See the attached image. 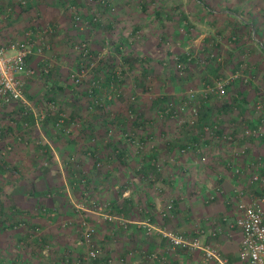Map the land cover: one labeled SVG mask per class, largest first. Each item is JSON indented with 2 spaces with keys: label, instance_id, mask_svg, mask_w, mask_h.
Instances as JSON below:
<instances>
[{
  "label": "crops",
  "instance_id": "1",
  "mask_svg": "<svg viewBox=\"0 0 264 264\" xmlns=\"http://www.w3.org/2000/svg\"><path fill=\"white\" fill-rule=\"evenodd\" d=\"M137 2L138 0H116L114 4L117 7V15L113 17L103 11L107 13L103 17L108 14L110 17H106L105 22H102L94 31L92 29L87 35L91 34L94 39L103 31L102 33L106 34L116 32L114 37H118L122 33L124 36L127 35L132 29H139L145 36L144 40L142 39L140 44H137L139 48L137 46L136 50L139 54L150 55L153 60H157L158 56L161 58L162 54L159 55L158 52H163L161 47L158 48L154 44L156 37L170 41L174 50L179 45L177 43L179 38H187V47L198 55L215 53L221 56L222 61L219 65L209 60L204 68L205 78L207 74L211 79L222 75L228 76L241 69L242 74L247 73L250 77L251 82L248 85L239 86L233 83L230 86L228 96L230 103L227 108L223 109L226 111L229 109L233 102L230 96L237 90L241 92L246 101L255 100L256 91L264 86V0H141ZM76 5L78 6V0H29L27 7L22 9L18 6V0H0V44L22 40L29 31H33L34 34L39 33L41 22L61 21L63 25L69 27L68 16L65 15L64 10L65 7H76ZM183 6H190L192 9H186ZM184 13L188 16L186 17ZM144 21H148L149 24H144ZM185 21L190 24L187 29L188 33L180 36L182 31L180 25ZM49 39L51 38L46 37L45 42L49 48L53 49L54 46L47 43ZM48 50L29 59V65L35 68L41 66L43 60H48L51 55V51ZM153 55L156 56L153 57ZM151 70L158 74L156 66H153ZM190 76L194 80L189 84L200 82L199 72L194 71ZM49 77L42 78V80L49 81L52 76ZM26 89L28 87H25V94ZM33 93L31 103L36 108L43 104L44 96L40 95L36 88ZM154 133L158 142L163 132ZM118 143L117 148L126 151L125 143L124 147H121L122 143ZM180 145L175 142L155 145V154L163 161L160 171L148 166L146 160H142L139 163L143 168L128 175L130 171L126 172V169L130 166L132 159L125 157L119 162L115 160L109 168L104 166L106 169L104 174L92 171L93 175L89 174L90 177H86L89 188L105 192L104 195L110 200L115 212L119 209L124 218L131 222L127 229L117 227L116 224L104 223L107 226L104 225L100 229H107L110 235L108 234V240L102 245L108 248L104 249L105 254H101L103 260L100 258L97 264H107L109 258L112 259V264H122L121 259H124L126 264H136L139 261L142 264L149 261L148 257L152 253L158 255L155 264H200L203 261L201 251L189 252L179 248L172 249L160 233L163 229H170L176 233L195 237L200 227L204 232L200 237L202 244L212 246L229 264H245L238 257L242 232L236 228L229 229L221 225L222 217L233 219L236 215L235 211L223 202V199L229 195H235L237 191L245 201L249 202L254 198H264V190L257 185H251L247 177H232L221 167L208 170L202 169L203 166H193L191 155L183 157L179 154ZM252 156H261L264 159V145L260 142H253L248 157ZM9 160L14 166L19 164L17 159ZM2 177L5 176L2 175L0 181L6 182L7 179L3 180ZM14 178L16 177H12L11 181L16 182L17 179L14 180ZM70 179L72 180L71 177ZM70 179L68 178L69 181ZM7 181L11 182L10 177ZM129 181L131 193L129 190L126 192L130 189ZM52 183L58 184L57 181H52ZM64 183L62 180L59 185L62 186ZM2 190L5 191V189ZM220 191H223V195ZM18 193H20L19 189L15 188L9 194L10 198L20 203L19 198L15 199ZM70 194L72 197L68 196V199L66 196L56 198L52 203L48 202L47 208L56 207L57 212L72 214V200L78 199V193ZM34 197H37V202L41 206L42 195L35 191ZM170 201L173 202V207L165 212L164 209ZM1 202L0 200V219H4L8 213L4 207L5 202L3 201V206ZM37 216L38 213H36ZM143 217H149L151 224L156 226L153 236H146L135 225ZM34 221L50 229L47 231L45 240L53 241V245L62 244L63 235H56V229L50 226L49 220L35 218ZM1 222L3 221L0 220V224ZM212 222L221 226L220 235L214 237L211 235ZM96 238L97 245L100 246L98 235ZM63 245L68 249L66 242ZM129 251L136 252L135 256L128 257Z\"/></svg>",
  "mask_w": 264,
  "mask_h": 264
},
{
  "label": "rangeland",
  "instance_id": "2",
  "mask_svg": "<svg viewBox=\"0 0 264 264\" xmlns=\"http://www.w3.org/2000/svg\"><path fill=\"white\" fill-rule=\"evenodd\" d=\"M115 1L116 0H110L112 10L107 8V11H110L107 13H109L110 16L113 15V17H115L118 12L117 7L114 4ZM139 1L141 0H138L137 3H139ZM93 4L94 3L89 2V0H78V6H69L65 7V10L62 9L64 10L65 15L68 16L69 27L63 25L61 21L44 22L50 23L54 32L48 36L51 38L49 39L50 42L47 41V43L51 44L50 46H54V50L52 47L48 50L51 51L50 57H48L49 55L47 56L48 60H51L54 65V72L49 75L52 77L50 78L48 76L50 78L49 81H46L47 79H44L43 81L42 78L45 77L41 76L35 77L34 79H25L24 76L21 75V78L25 80V87H28V89H26L25 99L31 108H34L31 103V94H34V88L37 89V92H39L40 95L44 96L47 91H51L54 95V103H56L57 108L56 111L52 112V117L49 116L47 120L45 119L43 122L37 123L35 122V117L31 113L33 122L30 118L28 119L29 121L22 122L21 118L24 115V110L16 103L7 107L4 110L2 117H0V130L3 127H15L14 134H12L13 128L7 132L12 134V136L5 138L0 136V151H2L6 145L11 143L10 152L3 156L1 154L2 152L0 153V177L6 172L14 175L16 177L14 180L17 179L16 182L13 180L8 182L7 180L9 177H2L3 180H7L6 182L0 181V200L2 201V206L4 201L6 205L4 207L6 209H11L10 212H8L7 217L5 216L4 219H0L1 221L6 219L4 226L2 225L3 222L0 224V264H49L56 260L59 261L60 264V258L62 257L60 255H62V253L63 255H67L70 259V264H76L78 261L77 259L84 256L86 250H88L86 245L78 244L81 232L79 225L83 216L86 217L88 222L95 229L93 241L99 250V259L101 258L100 260H103L101 254H105L104 249H107L108 247L102 245V243H105L108 240V234L110 235V232L107 229H100L105 224L99 220L96 215H83L77 210L76 206L80 202L81 197L84 196V193H87V196L90 197L95 193L98 199H105V201L108 202H110V200L104 195L106 194L105 192L101 190V192H103L101 193L98 190L89 188V186L87 187L86 182L85 184H82L84 186L83 188L80 182L79 184H77L78 181L73 182V184H76L72 185L68 180L69 177H74V175H76L77 166L74 164V161L78 164V170L81 169L84 173L89 174V172H95V165L93 164L95 161L94 159L102 161L106 153V151L99 152L97 150L95 155H90V152L98 147L96 141L100 140L99 135L102 132L103 123L102 121L95 120V115H98L99 111L90 108L91 101L93 100H91L90 96H87L89 92L92 93L94 88L101 90L100 94L96 92V98L100 100L99 106H102L104 109L106 105L113 103L110 108L112 109L111 112L118 111L120 114L117 116H120L121 114L124 115L128 107L127 101L130 93H140L143 88L137 84L135 86L136 88L134 87L135 78L137 77L141 79L150 76L148 77L145 86L151 90H148L145 95L138 96L136 103L139 106L138 110L145 114L143 116L147 121V127L145 126L146 129L143 130V132H145L143 138L149 134L151 138H153L149 142L153 143V147H155L157 143H173V141L176 140V137L179 142H184L183 139H185L186 135L185 133L179 132L177 129L180 128L181 125L180 120L177 119V117L167 118L163 121H156L154 119L155 109L162 105V100H160V98L164 97V100L166 99V101L169 100L174 104H178L180 97L183 98V95L190 89H196L199 91L203 87L202 83L211 80V78L208 77L209 74H207V78H205L204 68H202L203 65L197 66L195 64L196 62L199 64L201 61L209 63V60H213L210 59V53L198 55L196 52H193L192 49L187 47V38H179L177 40L179 45L176 46L177 48L174 50L170 41L163 39L162 37H156L154 39V44L157 45L158 48L161 47L163 49V52H158V54H162V56L161 58L158 56L157 60H153V58L146 53L139 54L137 52V44H140L145 36V34L139 29H132L127 35L124 36L122 33V35L118 37H114L116 32L106 34L101 31V35H98L93 39L91 34L87 35V33H91L92 29L93 31L97 29L102 22L107 20L106 17H110L109 14L106 17H103L106 13H103V11L106 10L98 8ZM136 8H138V6ZM183 8L192 9L190 6H183ZM92 9H95L99 13L100 22L96 26L91 27L88 31H85L86 33H82L73 26L72 21L75 16L79 15V13L91 14V12H93ZM120 13L123 14V12ZM184 14L186 17L188 16V14ZM44 23L41 22V25ZM143 23L149 24L148 21H144ZM182 23L180 25V29L182 28L180 36L181 34L185 36L188 33L187 29H189L190 24L188 21ZM138 31L141 33V36L139 38H133L132 36ZM83 41L88 43L93 53H99L102 51L106 46V42L110 47L111 45H117L118 43L120 45L122 43L123 54L122 52L116 54L119 57L118 60L121 59L124 64H129L131 62L134 64L137 63L139 59L144 58L143 65L147 66L149 72L144 73L143 71L138 70L139 66H142V63H139L137 71L133 72L134 75L131 72L128 73L125 78L122 76L124 79L123 83L115 85V89L113 87L111 91L105 93L106 89L104 88L105 86H103V81H108V79L103 78V73L106 72L105 69L107 68V65L110 66L113 62L112 59L109 58L110 53H107L103 56L102 63L98 64L95 69H89L85 79L80 84H75L69 80L70 72L76 68L78 63V55L74 51L73 46ZM179 48L181 50H178ZM155 56L156 55H153V57ZM175 58L179 59V64L185 66V69L181 74H179L181 69L177 68L178 63L175 61ZM217 58L218 60H213V64L215 65H219L222 61L220 55H217ZM153 66H156L158 74L151 70ZM37 67L38 66H36V68ZM194 71L200 73L201 83L197 81V84H189V82L194 80L193 77L190 76ZM93 81L101 82V88L93 85ZM109 97H111V99H109ZM154 106L155 108L152 110ZM211 106L218 109L216 104H209V107ZM202 107L204 106L202 105ZM36 108L38 109V107ZM212 112L215 111L212 110ZM27 113L30 112L28 111ZM56 115L59 120L61 119V116H63L68 124L74 121L73 123H77L78 126L74 127L75 130H72L71 134L65 135L62 132H59L58 128L54 125L57 120L55 121L53 116ZM83 120L85 122L89 120L92 123L88 125L90 127L92 126L94 129V133L90 138H87L81 133L83 125L81 121ZM119 121L120 119L118 117L117 122ZM20 123H26L27 127L23 124L20 125ZM122 128L123 130L121 128L116 130L112 128V141H123L124 134L129 133L130 130L136 128V126L129 122L126 125H123ZM138 130L141 131L140 129ZM172 130L176 131V133L171 134ZM157 131L160 132V134L163 132V135L158 142L155 139L154 133ZM18 135H20V137L25 135V137H21L22 141L20 140V142H13ZM107 141L108 136L104 138L103 143H107ZM145 154H147V152ZM11 158L17 159L19 164L17 166L3 165V162L11 163V160H9ZM162 163L163 162H161V164ZM140 167L139 160H133L130 162V166H128L126 172L130 171L128 175L131 173L133 174L134 171H140ZM13 168H15V172L12 171ZM106 168H109V165L106 166ZM96 171L100 174H104L106 172L104 164L101 163L99 167H96ZM11 178L12 177H10V179ZM62 180H64L65 183L61 186L59 183ZM52 181H57L58 184H53ZM130 181L128 183L130 189H127L126 192L131 190ZM13 186H15L16 190L19 189L20 191L18 197L15 198H19L20 203L13 198H10V191L13 192L15 190ZM93 187L96 188V186ZM2 189H5V191ZM35 191H38V193L42 195L41 206L37 202V197H34ZM70 193H78V199L72 200V214L74 215L69 214V212H57V210H55L56 207L47 208L48 202L52 203L56 198L59 199L66 196L68 199V196L69 198L72 197V194ZM81 194L82 196H80ZM14 209L18 210L21 214L16 215L13 211ZM36 213H38L37 217ZM10 215L15 216L14 223H12V219H9L8 216ZM35 218H45L49 220V222H51L50 226H53L54 229H56V235H63L61 237L62 244L56 243L53 245V241L49 239L45 240L47 231L50 229L46 228L44 224L34 221ZM143 218H141V220H143ZM11 223L12 225H10ZM195 225H197V223ZM163 230L173 232L170 229ZM97 235L100 238L98 241L101 243L100 246L99 244L97 245ZM153 235L154 232L150 236ZM34 239H38V242H34ZM64 242L68 244V249L64 248ZM108 242L110 243V241ZM33 243H38L36 248H34ZM46 246L48 249L45 248Z\"/></svg>",
  "mask_w": 264,
  "mask_h": 264
},
{
  "label": "built area",
  "instance_id": "3",
  "mask_svg": "<svg viewBox=\"0 0 264 264\" xmlns=\"http://www.w3.org/2000/svg\"><path fill=\"white\" fill-rule=\"evenodd\" d=\"M29 0H18V6L22 9L27 7ZM94 3L98 8L104 9L111 8L110 0H89ZM91 14L79 13L74 17L72 21L73 26L78 30L88 31L91 27L96 26L100 22L99 13L92 9ZM53 28L50 23H44L41 25V31L34 34L33 31H29L25 34L24 39L9 41L4 44H0V117H2L4 110L12 104H19L24 110V114H33L35 122H43L48 116L47 112L56 111V104L51 101H45L44 104L37 108H31L25 99V80L21 78V75L25 79H34L35 77H48L54 72V65L51 60H43L41 66L35 68L29 66V59L34 56L41 55L44 50L49 49L46 44V37L53 34ZM141 33L135 32L133 38H139ZM106 46L99 53H93L88 43L84 41L73 46L74 51L78 55L77 66L69 74V80L75 84H80L88 74L89 69H95L98 64L102 63V58L107 53H112V48ZM123 54V49H120ZM210 59L218 60L216 54L210 53ZM143 59H139L137 63L124 64L122 60H118L112 65H107L104 76H110L111 80L107 85L103 86L107 91H111L115 85L123 83L122 76L133 74L137 71L138 64L140 71L148 73L147 66L143 65ZM178 63L177 68L181 69V74L185 69V66L179 64V59L175 58ZM197 66L203 65L202 68L207 66V62L201 61ZM105 65V64H104ZM122 68H121V67ZM147 71V72H145ZM134 75V74H133ZM150 76L144 77V81L136 83L141 86L140 93H130L128 100L132 103H136L137 97L145 95L148 90L146 81ZM109 79V78H108ZM251 82L247 73L242 74V69L236 71L228 76H219L212 78L209 82L204 83L201 90L190 89L183 98L180 97L178 104L172 103L167 100L164 104L155 109L154 119L156 121H163L167 118H175L180 120V128H177L179 132L185 133L184 143L176 140L173 143L181 144L179 146V154L181 156L191 155L193 166H203V169L222 168L228 171L232 177H247L249 183L253 186H258L264 190V159L261 156H252L250 152L252 150L253 142H260L264 145V86L258 88L255 94V100L248 102L245 97L242 96L238 90L230 97L233 102L228 107L229 88L235 83L239 86L248 85ZM93 85L101 88V82L93 81ZM136 88V87H135ZM136 90V89H135ZM133 90V91H135ZM99 89L94 88V91L89 92L91 97V105H99V99L96 98V92L100 94ZM101 99V98H100ZM111 99V97H109ZM102 100V99H101ZM158 100V99H156ZM164 100V97L160 98ZM216 104L218 109L209 107V104ZM202 105L204 107H202ZM139 108V107H138ZM136 109L135 112L131 110L127 112V123L131 122L136 126V134L133 132L125 133V145L126 151L121 148H117L110 159H115L117 154L124 151L129 160H146L148 166L153 167L155 170L160 171L162 168V158L155 154L152 140L148 134L143 138L145 132L143 130L147 127L145 115L140 110ZM155 106L152 108V110ZM215 111V112H212ZM30 113H27V112ZM74 122V121H73ZM67 121L61 116V119L54 123L59 132L65 135L71 134L74 127L78 126L77 123ZM146 126V127H145ZM2 129V128H1ZM140 129L141 131H139ZM176 133L172 130L171 134ZM113 131H108L107 136L112 137ZM2 130H0V136ZM12 136L8 133L7 137ZM16 140H20L19 136L15 137ZM124 147V146H123ZM11 151L10 143L0 151L5 155ZM147 152V154H145ZM253 155V154H251ZM130 157V158H129ZM74 164L78 168V164ZM101 165V161H97V167ZM140 169L142 165L140 164ZM139 169V170H140ZM138 171V170H137ZM74 177H78L80 184H85V178L80 173H76ZM222 177V176H218ZM77 182V184H78ZM76 183H74L75 185ZM223 195V191H220ZM235 195H229L224 197L223 202L228 205L236 215L233 219L229 217H222L221 225L229 229H238L242 232V239L239 245V260L245 264H264V198H254L252 200L245 201L237 191ZM81 194V200L77 204L76 208L83 215L93 214L106 224H116L117 227L127 229L131 222L126 220L121 214L119 209L115 212L113 205L105 201V199H98L93 194L91 197ZM213 198H211L212 200ZM173 207V202L170 201L166 210H170ZM138 229L142 230L146 236H150L156 230V226L151 224L150 218H144L135 224ZM80 239L78 244H84L87 246L84 256L78 258L76 264H97L99 261V250L93 241L95 236V229L88 222L86 217L83 216L80 222ZM161 235L163 239L170 245L172 249H182L184 251L195 252L201 251L203 253V261L200 264H229L225 258H222L214 248L210 245L202 244L200 237L204 234L203 228H199L196 231L195 237L186 236L182 233L171 232L162 230ZM222 233L221 226L212 222L211 235L218 236ZM45 248L48 249L46 246ZM86 248V249H87ZM136 252L129 251L128 257L135 256ZM158 255L152 253L148 257V262L142 264H155ZM61 264H70L68 257L60 258ZM107 264H112V259H108ZM122 264H126L124 259H121ZM136 264H141L140 261Z\"/></svg>",
  "mask_w": 264,
  "mask_h": 264
},
{
  "label": "trees",
  "instance_id": "4",
  "mask_svg": "<svg viewBox=\"0 0 264 264\" xmlns=\"http://www.w3.org/2000/svg\"><path fill=\"white\" fill-rule=\"evenodd\" d=\"M104 10H106V12H110V11H107V8L105 7L104 8ZM111 48H112V53L111 54H109V58L110 59H112V64L113 63H115L116 61H118V56L116 55L117 53H119L120 54V49H123L122 48V43L119 45V43L117 44V45H111ZM105 78H109L108 79V81L109 80H111V78H110V76H104ZM108 81H104V84H106L107 85V83H108ZM135 81H136V83H141V82H143L144 81V78H135ZM87 94V93H86ZM87 96H89V94L87 95ZM45 101H51V102H54L55 100H54V95L51 93V91L50 92H46V95H44V102ZM44 102H43V104H44ZM128 102V107H127V109H126V113L124 114V115H120V116H117L118 114H120V113H118V111L116 112H111L112 111V109H110L111 108V106L113 105V103H109L108 105H106L105 106V108L103 109V107L102 106H99V105H90V108L91 109H95V110H97V111H99V113H98V115H95V120H99V121H102V125H103V129H102V132L100 133V135H99V137H100V140H98V141H96L97 142V145H98V147L94 150V151H91L90 152V155H95V153L97 152V150L100 152V151H106V153H105V155H104V159L101 161V163L102 164H104V166H108V165H111L112 163H114V161L116 160L117 162H119L120 160H122L123 159V155H125V153H124V151H122L120 154H117V156H116V158L115 159H110V157L113 155V152L117 149V147H119V143L118 142H120V143H124L125 141V138H123V141H118V142H114V141H112V138L111 137H108V141H107V143H103V140H104V138L105 137H107V134H108V131H110V130H112V128H114V130H116V129H118V128H121L122 130H123V128H122V126L123 125H126L127 124V117H126V115H127V112L128 111H132V112H135L136 111V109L139 107L138 106V104L137 103H132V102H130L129 100L127 101ZM166 102V99L161 103V104H164ZM42 104V105H43ZM56 104V103H55ZM111 104V105H110ZM105 105V104H104ZM47 116L49 117V116H51L52 117V113L51 112H47ZM48 117L46 118V120L48 119ZM119 117V119H120V121L119 122H117V118ZM30 118V120L33 122V118H32V115L31 114H24L23 116H22V122H27V121H29L28 119ZM53 118H54V120L56 121V120H58V116L56 115V116H53ZM77 118H79V117H77ZM29 123V122H28ZM81 123L83 124L82 125V131H81V133L84 135V136H86L87 138H90V136H92L93 135V133H94V129H93V127L91 126H88L89 124H92L91 123V121H81ZM23 124V123H22ZM21 123H20V125H22ZM25 127H27V125H26V123H24L23 124ZM20 127V126H19ZM12 128H13V133L12 134H14V127H11V126H8V127H3L1 130H2V135H1V137L2 138H5V137H7V135H8V133L7 132H9L10 130H12ZM131 132H133L134 134H136V132H135V129H131L130 130ZM82 135V136H83ZM19 137H20V135H18ZM21 137H25V135L23 136H21ZM20 137V140L22 141V138ZM20 140L18 141V140H16V139H14L13 140V142H15V141H18V142H20ZM72 140V139H71ZM13 142H12V144H13ZM72 142V141H71ZM11 144V143H10ZM124 146V144L123 145H121V147H123ZM124 150V149H123ZM3 160V159H2ZM95 161H94V170H95V172L96 173H98L97 171H96V167H97V159H94ZM4 161V160H3ZM3 165H12V163H7V162H3ZM12 171H14L15 172V168H13V170ZM73 173V172H72ZM76 173H80L81 175H82V177L83 178H86V177H90L89 176V174H91V175H93V172H89V174H86V173H83V171H79L78 170V168H77V171H76ZM5 177H15L14 175H12V174H9V173H4L3 174ZM75 176V175H74ZM72 178V180L70 179V177H69V179H70V182L72 183V185H74L73 184V182H76V181H78V177H71ZM86 180L87 181H85L86 183H87V187L89 186L88 185V179L86 178ZM10 181H11V179H10ZM78 184H79V182H78ZM82 185V184H81ZM83 186V185H82ZM83 188H84V186H83ZM10 208L9 209H7V213L8 212H10ZM14 211V213H16V215H18V214H21V213H19L18 212V210H13ZM9 217V219H12L13 220V222L12 223H14V215H10V216H8ZM6 222V219L3 221V223H5ZM12 223L10 224V225H12ZM34 242H38V239L37 240H35L34 239ZM37 244L38 243H33V246H34V248H36L37 247ZM60 256H62V257H67V255H60ZM70 260V259H69ZM59 264V261H54L53 263H49V264ZM61 264V263H60Z\"/></svg>",
  "mask_w": 264,
  "mask_h": 264
}]
</instances>
